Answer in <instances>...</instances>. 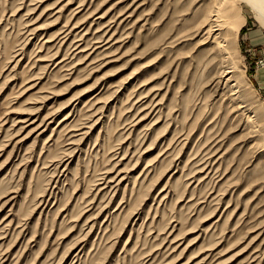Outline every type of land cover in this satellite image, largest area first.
I'll use <instances>...</instances> for the list:
<instances>
[{
    "label": "rangeland",
    "instance_id": "rangeland-1",
    "mask_svg": "<svg viewBox=\"0 0 264 264\" xmlns=\"http://www.w3.org/2000/svg\"><path fill=\"white\" fill-rule=\"evenodd\" d=\"M236 2L227 58L213 0H0V264H264V27Z\"/></svg>",
    "mask_w": 264,
    "mask_h": 264
},
{
    "label": "bare ground",
    "instance_id": "bare-ground-1",
    "mask_svg": "<svg viewBox=\"0 0 264 264\" xmlns=\"http://www.w3.org/2000/svg\"><path fill=\"white\" fill-rule=\"evenodd\" d=\"M213 1H214L215 5L211 4V6H214V7L207 10V12L205 13V15L203 17V20H202L200 26L203 27L202 29H205V31H206L205 35H207L206 38L208 37V38H211L213 40L212 42H214V44H215L213 48H215V46H216V48H218L217 50H220L221 53L223 52L224 54H226L227 58H230L231 53H229V51H231V50H227V47H228V43H232V38L229 37L230 34L228 33V30H229V27H231V24H230V21H228L229 19H226V18L222 17L221 15H219L218 7L220 5H223L224 3H226V5H227L228 1H232V0H213ZM235 1H237V0H235ZM238 1L247 5V7L251 10L253 15H255L256 20H258V22L261 23V25L264 27V0H238ZM239 2H236V3H239ZM233 5H235V4H233ZM228 10H230L229 7H228ZM239 12L240 11L238 9L234 10L235 14L236 13L239 14ZM236 16H238V15H236ZM232 26H234V25H232ZM236 28H238V27H236ZM222 35H224V36H222ZM221 38L223 39L222 41L220 40ZM230 45H232V44H229V46ZM233 55H235V54H233ZM225 61L226 60H224V62ZM234 69L235 68L232 66L230 69L227 68L226 72L225 73L223 72L224 74L222 73L221 77L222 78L226 77L225 82L230 81V79L233 75ZM230 74H231V76H229Z\"/></svg>",
    "mask_w": 264,
    "mask_h": 264
}]
</instances>
